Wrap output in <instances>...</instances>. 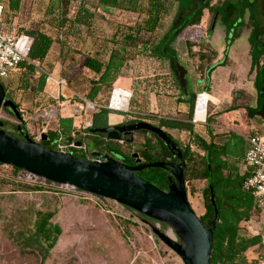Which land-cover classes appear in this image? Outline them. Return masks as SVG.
Wrapping results in <instances>:
<instances>
[{
    "label": "rangeland",
    "instance_id": "obj_1",
    "mask_svg": "<svg viewBox=\"0 0 264 264\" xmlns=\"http://www.w3.org/2000/svg\"><path fill=\"white\" fill-rule=\"evenodd\" d=\"M223 1L213 0L212 5L217 6ZM233 1L237 2L239 0ZM0 2V5L5 7L6 0H0ZM142 2L145 1L142 0ZM255 4L261 12L262 0H256ZM82 5L91 10H96L93 28L90 30L83 28L80 31V38L65 34L63 40H68L69 43H77L79 46L77 49H81L86 54L89 53L106 62L111 48L109 42L113 38L116 28L119 25H133L138 18V14L132 9H124L119 6L100 7L96 0H23L20 12L16 15H10L6 30L20 36L30 35L34 31L41 30L56 37L60 35L57 32L58 22L62 20L66 23L72 20L71 18ZM189 12L180 13L178 5H176L165 18L154 42L159 41L174 22H180V17L182 18ZM258 19L259 27H263L264 16L260 14ZM213 26H216L217 29L213 44L217 47L220 58H222L228 47L226 30L221 18H214L210 10L205 11L200 25L185 29L182 36H180V40L183 37V40L188 38L193 42H198L203 38H207L208 29ZM252 30L253 24L247 15L237 27L238 37L228 48L227 64L218 69L219 76L213 79L212 94L220 101L231 100L235 91H248L252 95H256V75L251 72V57L249 54V36ZM178 42L179 54L181 56L185 54L187 57L188 47L183 45L184 41ZM196 50L199 51L200 48ZM59 52L60 47L57 44L51 55V64L54 65L56 62L58 64L54 65L56 68L50 74L49 79L56 78L61 83L60 95L54 97L47 93V84L45 99L41 103L33 100V90L29 92L19 90L12 93L7 92L8 98L13 99L19 105L24 119L23 122H20L8 110L3 109L0 112V120L7 123L5 127L7 132L16 133V127L25 125L29 136L34 140L41 141L44 133L49 134L57 130L60 117H73L78 132H84L85 129L89 128V121L94 116L96 105L87 101L83 95L80 97L83 103L75 100L76 93L68 87L66 81L61 77ZM129 66L128 72L125 74L128 76L126 78L128 80L117 82V86L133 92L130 108L128 112L119 114L122 118L116 120V117H113L110 123L117 125L129 119L143 120L159 125L157 121L140 118L138 115L156 116L152 109L157 104L166 106L170 102H176L171 100L174 98V94L170 91L171 87H168L169 76L167 74L170 64L168 62L165 64L160 63L157 69L158 73L154 72L152 74L147 67L144 68L143 64L137 63L136 60H132ZM42 68L46 69L47 67ZM22 72L21 69L13 72L8 79L3 80L4 86H8L11 82L19 85ZM173 74L177 84L181 85L177 74L174 72ZM92 76L90 74V77ZM51 86L54 92H60L56 83L51 84ZM62 87H66L64 92ZM110 98L111 92L104 96L103 100L109 104ZM203 98L200 99V104L204 102ZM90 105L94 106L95 109H89ZM49 111H52V114L51 112L48 113ZM241 112L242 119L249 125V128L245 130L235 128V130L240 134H246V136L250 135H247V132H253L261 138L264 144V108L262 111L251 114H248L245 110ZM180 115L181 113L166 114L163 117L179 116L181 118ZM227 124L228 122L216 124L217 135H230L231 131L228 129ZM205 125V123L200 124L198 129L203 136H206ZM164 131L178 142L182 149L191 143V135L188 132L165 128ZM23 138L22 136L20 139ZM224 138H221L220 141L223 142ZM147 140L154 147L151 153L162 156L160 143L153 135L135 134L134 142L131 144L113 141H110V143L117 144L125 154H140V151L145 149ZM192 150L195 153L202 154L195 146L192 147ZM101 153L106 154L105 151ZM230 161L233 162L232 159ZM238 170L236 166L235 171ZM12 176L11 168H0V264H38L36 258L25 255L20 249L14 240V231L17 224L23 223L26 211L45 209L46 207L57 210L54 223L58 224L63 231L46 264H184L182 259L164 244L154 232V229H158L169 236L170 233L176 236L175 231L169 225L148 219L112 200L105 201L104 209L99 208L91 202H85L81 194L76 192L74 188L59 184L50 185L43 178L34 179L25 176L24 178L21 177V180L26 182L36 181L33 184L42 185L50 190L42 192L15 191V184L18 183ZM186 185L189 202L195 213L202 217L206 213L207 199L204 196V190L208 183L206 180H192L186 182ZM89 198L96 200L94 197ZM110 206L115 207V209ZM125 221H128L130 225L125 226ZM127 229H129V233ZM244 233L262 236L263 243L250 249L239 260L238 264H264V210L255 211L252 220L244 224Z\"/></svg>",
    "mask_w": 264,
    "mask_h": 264
},
{
    "label": "trees",
    "instance_id": "obj_2",
    "mask_svg": "<svg viewBox=\"0 0 264 264\" xmlns=\"http://www.w3.org/2000/svg\"><path fill=\"white\" fill-rule=\"evenodd\" d=\"M96 1L100 7L119 6L124 9H132L138 14V20L134 25H119L116 28L115 34L109 42L111 48L107 62L91 54L85 55L73 43L63 40L65 34L80 38V31L83 28L88 30L93 28L96 10H91L82 5L71 18L72 20L66 23L62 20L58 22L57 31L60 34L59 36L53 37L41 30L34 31L28 35L33 42L27 59L20 65V69L23 70L20 84L15 85L11 82L6 86L8 93L16 90L23 92L33 90V100L41 103L45 99V88L49 76L54 70V65L46 62L54 49V45L60 44L61 77L66 81L68 87L76 93L75 100L83 103L80 98L83 95L87 101L96 105L93 126L87 130L85 129V131L103 129L110 126L109 118L113 112L108 109V103L104 102L103 97L110 92L112 93L129 61L137 57H148L156 59L162 64L168 62L170 69L177 76L186 71L185 63L190 66L193 65L198 71L212 73L218 66L227 64L228 48L238 37L237 27L243 22L245 16L248 15L250 17L253 24V30L249 37L250 57L252 60L251 72L256 75V100L246 92L235 91L230 105L221 107L217 112H213V107L208 108L204 127L206 136L200 134L198 130L200 124L193 123L199 94L191 92L189 88L188 98L180 100V102L187 104L189 107L188 115L185 119L138 115L140 118L157 121L158 126L163 129L188 132L191 135V143L182 149L186 164L184 171L185 180L186 182L206 180L208 183L204 190V196L207 199L206 213L200 217L201 221L207 227H211L216 211L219 217L218 225L213 235L211 264H238L239 260L250 249L260 246L263 243V239L260 235L244 233V224L252 220L255 211L258 210L253 194L244 189L246 175L241 176L240 173L235 171L237 164H246L245 154L240 150L243 148L244 139H240L234 144H232L231 140L223 143L220 141L221 138L227 136L217 135L215 126L218 124L217 117L220 115L241 109L251 114L262 111L264 108V26L259 27L258 19L260 14L264 16V0H262L261 12H259V7L255 4L256 0H239L237 2L224 0L217 6L212 5L213 0ZM22 5L23 0H6V5L3 7L1 15L0 31H7V22L10 15L19 13ZM176 5H178L180 13L190 12L182 18L180 17V22H174L168 32L159 41L154 42L155 36L165 18ZM206 10H210L214 18L220 17L226 27L228 47L224 60L216 62L219 56L218 51L212 47L207 38H203L198 42L183 40V45L188 47L186 62H183L177 49L178 41H182L180 36L188 27L200 25ZM211 33L212 27L208 29V34ZM198 48H200L199 51L195 50ZM37 63H40L41 67ZM42 67L47 68L43 69ZM90 74L93 76L90 77ZM48 84L51 86L53 81L49 79ZM52 96L58 97V92H54ZM254 103L256 106L253 107ZM202 106L206 108L204 102L200 105V108ZM6 126L7 123L4 122L3 130L5 131ZM16 130V133L10 134L20 139L22 137L21 131L18 127H16ZM77 133L79 132L75 127V119L73 117H60L57 130L50 132L47 141H42V145L57 151L56 144L59 140L67 144L80 142L81 139L76 136ZM154 136L160 143L162 156H156L151 153L154 147L147 140L145 149L141 150L139 154L143 163L165 162V157L171 156L167 146L159 137ZM254 136H256L254 133L250 134V137ZM105 137L104 134L95 133V136L92 137L94 151H105L108 157H113L124 164L136 165L135 159L131 154L122 152L117 144H111L110 141L106 142L103 139ZM173 141L179 145L174 139ZM193 146L197 147L202 154H199V152L195 153L192 150ZM74 156L79 157L77 154H74ZM3 167L12 169V177L18 183L15 184V191L42 192L50 190L42 185L21 180V177L29 176L26 171L0 164V168ZM137 175L163 191H168L169 182L172 178L167 169L161 168L146 169L138 172ZM49 184L51 185V183ZM210 187H213L214 190L215 205L210 199ZM99 199L103 200L102 198ZM84 201L91 202L102 208L98 203L89 200ZM110 207L112 208L113 206ZM113 208L115 209V207ZM24 214L23 223L17 224L14 231V240L25 255L36 258L38 264H46L51 257V252L55 249L63 234L62 228L54 223L57 210L46 207L45 209H31ZM124 225L127 226L130 223L125 221ZM127 232L129 233V229H127Z\"/></svg>",
    "mask_w": 264,
    "mask_h": 264
},
{
    "label": "water",
    "instance_id": "obj_3",
    "mask_svg": "<svg viewBox=\"0 0 264 264\" xmlns=\"http://www.w3.org/2000/svg\"><path fill=\"white\" fill-rule=\"evenodd\" d=\"M6 109L20 122L23 117L18 105L8 98L6 87L0 79V112ZM95 109V107L93 108ZM4 121L0 120V164L26 171L47 181L69 185L76 189L132 209L140 215L161 224L169 225L175 231V238L154 229L159 239L174 251L184 264H211L213 235L218 225V212L213 225L207 227L193 210L185 180L186 164L182 152L172 137L158 125L139 121L130 125H110L103 129H92V133L107 135L110 140H119L121 133L146 131L160 138L171 151H175L181 164L159 161L143 163L139 154H133L135 166L123 164L113 157L105 161H88L71 153L51 150L42 145L47 141L44 133L41 141L32 139L26 126L19 129L23 139L3 130ZM93 126V117L89 128ZM131 141V140H130ZM82 144L79 143V146ZM91 144L90 149L93 150ZM167 169L172 178L168 191H163L137 175L146 169ZM210 199L215 205L213 187ZM216 210V208H215Z\"/></svg>",
    "mask_w": 264,
    "mask_h": 264
},
{
    "label": "crops",
    "instance_id": "obj_4",
    "mask_svg": "<svg viewBox=\"0 0 264 264\" xmlns=\"http://www.w3.org/2000/svg\"><path fill=\"white\" fill-rule=\"evenodd\" d=\"M137 20H138V18H137ZM168 30L165 33H167ZM225 30H226V27H225ZM216 31H217L216 26H213L212 27V33L208 34V36H207V41L212 45L213 48H215L217 50V47L213 44V40L215 39ZM226 36H227V31H226ZM184 39H185V37H184ZM185 40L193 41V40L188 39V38L185 39ZM182 41H183V37H182ZM73 44H74V46L76 48H79L77 43L74 42ZM56 45L57 44L54 45V48H55ZM58 45L60 47V44H58ZM249 46H250V44H249ZM52 52H51V55H52ZM83 53L85 55L89 54V53L86 54L85 52H83ZM218 53H219V51H218ZM225 53H226V50H225ZM249 54H250V49H249ZM51 55L47 59L46 63H52V58H51L52 56ZM60 55L61 54L59 52L58 59H59L60 63H62ZM181 58H182L183 62L184 61L186 62V60H185L186 59V55L185 54L183 56H181ZM133 60H136L137 63L143 64L144 68L147 67L148 70L151 72V74L154 73V72L158 73L157 69L159 68V65L161 63L158 60L153 59V58H148V57H137L136 59H133ZM223 60H224V56L222 58H220V54H219L218 59L216 60V62H222ZM131 61H129V63ZM129 63L125 67L123 75H122V77H120L118 82H121L123 80H128V79H126V78H128V76L125 75V74H126V72H128V69L130 67ZM57 64L58 63L56 62L54 65H57ZM185 64H186L185 66L187 68L186 71L183 72L180 76H178V78L180 79L181 85L177 84L176 79L174 78V74H173L172 70L170 68L168 69L169 70V72L167 74L169 76L168 77V83H169L168 87H171L170 91H172L173 94H174V98H172L171 100H174L176 102L175 103L170 102V104H167L166 106H164L162 104L161 105L157 104L156 107L154 106L155 108L152 107L153 108L152 112L154 114H156V116H160L161 114H163L162 116H160V117H163L166 114L181 113V115H180L181 119H185L186 116L188 115L189 107L187 106V104H185L183 102H180V100L188 98V88H189V90L191 92L196 93L197 95L198 94L199 95L200 94H205L203 96L204 97L203 99H204L205 107L206 108H207V106H208V108L213 107V109H214L213 112H217L221 107H223L225 105H230L232 103L233 97H232L231 100L220 101L215 96H213V94H212L213 93V91H212L213 79L217 78L219 76L218 69L221 68V67H224V66H218L214 71H212V73H207V72H202V71L196 70L195 67H193V65L190 66L187 63H185ZM37 65H40V63H37ZM251 67H252V60H251ZM55 68H56V66H54V70H55ZM50 79L53 81L54 84L56 83L58 88L60 89V92L58 93V96H59L60 93H61V83L56 78H50ZM174 83H176V84L173 87ZM47 85H48L47 86V93H49L50 95L51 94L53 95L54 92H53V90H51V88H50L51 86L49 84H47ZM64 89H66V87H62L63 92H64ZM233 92H234V90L232 91V94H233ZM243 92H246L247 94H250L252 97L254 96V95H252V93H250L248 91H243ZM256 96H257V92H256V95L253 97L254 100H256ZM200 105L201 104L199 103L198 108L200 107ZM254 106H256L255 103H254L253 107ZM206 108H203V106H202V108H200L199 114H197L200 119H203L205 117ZM242 110L243 109L237 110V111H232V112H229L227 114L220 115V116L217 117V120H218V123H220V124L228 122L227 126H228V129L231 131L230 135L225 137L224 140H222L223 143H226V142L231 140L232 144H234L237 141H239L240 139H244V145L242 146L243 148H241L240 150H242V152L245 154L246 150H247V147H248V139H249L250 135L246 136V134H240L237 130H235V128H241L242 130H245V129L249 128V125L246 122H244L243 119H242L243 118L242 114H241ZM50 112L52 114V111H49L48 113H50ZM113 117H116V120L118 118H122V116H120V115H110V118H109L110 122L112 121L111 119ZM50 118H52V117H50ZM170 118H180V117L178 116V117H170ZM110 125H112V124L110 123ZM248 134H251V132H247V135ZM263 140H264V137H263ZM237 167L239 169L237 172L240 173L241 176H245L247 174V167L245 165H243V164H239L238 165L237 164Z\"/></svg>",
    "mask_w": 264,
    "mask_h": 264
},
{
    "label": "built area",
    "instance_id": "obj_5",
    "mask_svg": "<svg viewBox=\"0 0 264 264\" xmlns=\"http://www.w3.org/2000/svg\"><path fill=\"white\" fill-rule=\"evenodd\" d=\"M2 11L3 7L0 5V21ZM32 42V38L28 35L20 36L8 30L0 31V79L2 81L4 79H8L13 72L20 70V65L28 57ZM204 95L205 94L198 95L193 117V123L195 124H204L207 120L208 106L206 108L205 117L203 119H200L197 115L199 101ZM132 97L133 92L131 90L116 85L112 90L111 98L107 106L108 109L113 112L111 115H119L120 113L128 112ZM126 99H128L129 102L127 107H124L123 105L126 102ZM56 146L57 151L69 153L70 148H72L74 144H67L62 140H59ZM245 163V166L247 167V174L244 182V189L253 194L257 209L264 210V144L261 138H259L258 136L250 137L248 139V147L245 153ZM29 177L34 179H41L32 174H29ZM48 182L49 181H47L46 183L48 184ZM29 183H36V181ZM72 188H74L76 192L81 194L83 200H89L98 203L100 204V206H102V209H104V203L108 199L102 198L103 200H100V197L82 192L75 187ZM89 197H94L96 200L94 201Z\"/></svg>",
    "mask_w": 264,
    "mask_h": 264
},
{
    "label": "flooded vegetation",
    "instance_id": "obj_6",
    "mask_svg": "<svg viewBox=\"0 0 264 264\" xmlns=\"http://www.w3.org/2000/svg\"><path fill=\"white\" fill-rule=\"evenodd\" d=\"M139 121H143V120H129V119H126L125 121H122L121 123H119L117 125H121V126L122 125H130V124L137 123ZM20 127H18V128H20ZM21 134H22V132H21ZM135 134H144L145 136H148V135H153L154 136V134L146 132V131H136V132H132V133H121V138L119 140H110L107 137V135H105L106 137L103 138V139L106 142L113 141V142H120V143L124 142L126 144H131V143L134 142V135ZM22 136H23V134H22ZM76 136L80 137L81 141L78 142L77 144H74V146L72 148H70L69 153H71L73 155L77 154L79 156V158H82V159L88 160V161H105L106 158H108V156L106 154H103L100 151H94V148H93V150L90 149L91 144H93L92 143V137L95 136V133H92V131H84V132L82 131V132L77 133ZM79 143H81L82 145L79 146ZM179 148H180V150L182 152L183 161H184V154H183L182 148L180 146H179ZM169 151L171 153V156L165 157L166 158L165 162L181 164L182 161L178 158V156L176 155V152L175 151H171L170 149H169ZM131 155H133V154H131ZM135 163H136V160H135ZM126 165L135 166V165H131V164H126Z\"/></svg>",
    "mask_w": 264,
    "mask_h": 264
},
{
    "label": "bare ground",
    "instance_id": "obj_7",
    "mask_svg": "<svg viewBox=\"0 0 264 264\" xmlns=\"http://www.w3.org/2000/svg\"><path fill=\"white\" fill-rule=\"evenodd\" d=\"M128 99H126V102L124 103V107H127V105H128ZM94 108V106H89V109H93ZM199 110H200V107L198 108V114H199ZM206 111V110H205ZM47 114V113H46ZM90 122V121H89ZM22 209V208H21ZM170 236L172 237V238H175V236L172 234V233H170Z\"/></svg>",
    "mask_w": 264,
    "mask_h": 264
}]
</instances>
